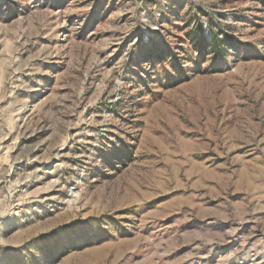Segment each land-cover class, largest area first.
I'll return each instance as SVG.
<instances>
[{
	"label": "rangeland",
	"instance_id": "rangeland-1",
	"mask_svg": "<svg viewBox=\"0 0 264 264\" xmlns=\"http://www.w3.org/2000/svg\"><path fill=\"white\" fill-rule=\"evenodd\" d=\"M0 264H264V0H0Z\"/></svg>",
	"mask_w": 264,
	"mask_h": 264
}]
</instances>
